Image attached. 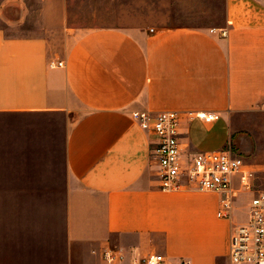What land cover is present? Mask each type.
<instances>
[{
    "label": "crops",
    "instance_id": "crops-1",
    "mask_svg": "<svg viewBox=\"0 0 264 264\" xmlns=\"http://www.w3.org/2000/svg\"><path fill=\"white\" fill-rule=\"evenodd\" d=\"M68 6L0 0V264H106L107 248L120 264L151 253L229 264L253 194L238 193L221 218L219 193L162 190L132 113H217L182 119L184 156L236 154L238 135L264 132V0H226L216 28L140 1L77 27Z\"/></svg>",
    "mask_w": 264,
    "mask_h": 264
},
{
    "label": "built area",
    "instance_id": "built-area-1",
    "mask_svg": "<svg viewBox=\"0 0 264 264\" xmlns=\"http://www.w3.org/2000/svg\"><path fill=\"white\" fill-rule=\"evenodd\" d=\"M227 32L222 31L226 36ZM62 66V62H58ZM133 119L150 135V156L158 165L160 188L165 191L194 189L212 191L223 196L218 217H229L232 199L240 192L253 193L247 221L236 225L229 240V264H264V190L254 192L245 160L229 149L200 151L183 155L180 139L182 119L212 123L220 119L217 113L200 111H164L157 114L133 112ZM239 176L241 188L233 189V178ZM106 264H120L119 249L103 252ZM133 264H168L161 253H151ZM176 264H190L181 259Z\"/></svg>",
    "mask_w": 264,
    "mask_h": 264
},
{
    "label": "rangeland",
    "instance_id": "rangeland-1",
    "mask_svg": "<svg viewBox=\"0 0 264 264\" xmlns=\"http://www.w3.org/2000/svg\"><path fill=\"white\" fill-rule=\"evenodd\" d=\"M138 1L153 4L161 11L167 10L169 16L184 23L216 28L225 20L226 0H69L68 24L77 27L100 26L105 21L120 17L124 11L136 10ZM236 138L242 139V150L236 155L242 157L248 165L254 185L253 191L264 190V132L245 133ZM234 148L233 145V154L238 151ZM7 200L0 198L2 216L3 205Z\"/></svg>",
    "mask_w": 264,
    "mask_h": 264
}]
</instances>
